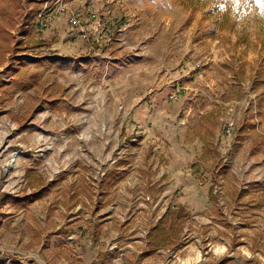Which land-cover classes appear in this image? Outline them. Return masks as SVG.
Returning a JSON list of instances; mask_svg holds the SVG:
<instances>
[{"label":"rangeland","instance_id":"rangeland-1","mask_svg":"<svg viewBox=\"0 0 264 264\" xmlns=\"http://www.w3.org/2000/svg\"><path fill=\"white\" fill-rule=\"evenodd\" d=\"M19 2L9 33L15 42L31 36L47 46L12 53L0 66L6 85L0 90V264H242L249 256L246 264H264L261 232L237 237L217 215L224 225L216 240L209 220L198 214L218 210L212 193L220 180L232 204L249 208L248 219L251 207L262 203L254 191L264 185V144L235 138L245 119L264 129L257 115L264 109L262 35L249 14L213 37L201 12L174 0ZM105 2L111 3L109 24L100 31L99 21L83 12L100 11ZM64 8L83 13L87 39ZM43 11L47 25L39 30ZM123 20L126 27L116 31ZM12 65L37 75L38 84L15 85L16 77L4 72ZM136 138L163 142L165 153L145 147L137 155ZM124 145L130 150H121ZM29 170L41 176V190L27 187ZM96 171L102 172L100 188L88 181L89 188L86 177ZM111 171L114 181L107 178ZM101 188L103 196L96 197ZM145 205L157 208L144 213ZM181 208L188 219L179 242L150 253L147 239L160 217ZM196 221L206 225L199 229ZM64 224L70 230L59 228ZM139 228L148 230L146 243L136 241ZM70 233L84 253L66 247ZM115 244L124 252L121 260L106 257ZM260 250L263 255H255Z\"/></svg>","mask_w":264,"mask_h":264},{"label":"trees","instance_id":"trees-1","mask_svg":"<svg viewBox=\"0 0 264 264\" xmlns=\"http://www.w3.org/2000/svg\"><path fill=\"white\" fill-rule=\"evenodd\" d=\"M178 5L191 12H201L211 26L210 35L215 36L218 32L232 30L236 21L241 16L248 15V22L251 21L258 32L262 35L260 40V62L264 68V6L256 3L247 5L234 6L231 4H223L222 0H174ZM36 12L38 9L35 10ZM12 24L10 19L5 22L0 21V66L6 62L7 56L12 53H20L27 49H39L47 46V42L41 39L27 36L24 41L15 42L14 37L9 33L8 28ZM16 78L14 84H20L26 87H34L38 84L37 75H29L23 65L10 66L4 70ZM3 72V73H4ZM29 84L26 85V82ZM264 84V79H261ZM13 83V82H12ZM6 85L0 84V90L5 89ZM260 118V125L264 128V109L260 108L257 112ZM207 116V115H206ZM207 118V117H206ZM235 138L243 140L246 136L251 138V142L257 148L264 144V129L259 132L255 125L249 119H245L239 128L236 129ZM203 158V155L200 159ZM108 180H116L115 173L111 171ZM25 181L27 187L33 191L42 189V178L33 170L26 171ZM111 183L107 184L110 188ZM240 197V196H239ZM241 198V197H240ZM210 202L212 198L210 197ZM187 217H181L173 220L170 224V214L167 210L159 219L156 226L150 232L147 239V247L150 253L159 249L175 246L183 235V231L187 222Z\"/></svg>","mask_w":264,"mask_h":264},{"label":"built area","instance_id":"built-area-1","mask_svg":"<svg viewBox=\"0 0 264 264\" xmlns=\"http://www.w3.org/2000/svg\"><path fill=\"white\" fill-rule=\"evenodd\" d=\"M47 1V0H46ZM50 1V0H49ZM47 4V2H45ZM110 4L109 2H105L104 7L99 11L98 9L95 8H89L87 7L86 9H84V12L88 18L90 20H98L99 21V29L100 31H104L106 29H108V19H107V15L110 12ZM63 9V8H62ZM68 10L69 15H70V22L71 25L73 27V29L77 30V34L79 37H81L82 39H87L88 35L86 32V29L84 27V18H83V13H81L80 11L77 10H73L70 8H64V10ZM47 11H43L41 13H39L38 18L35 22V27H37L39 30L46 27L47 25V19L45 17ZM127 22L126 20H123L122 23H120L117 27H115L116 31H121L124 27H126ZM27 26V25H25ZM179 92V89H177V92L175 93H171L170 94V99H176L177 98V94ZM226 134L227 135H231V127H227L226 128ZM137 143L138 146L135 150H139L138 154H141L145 147H151L154 148V150H156L159 154H163L165 153V147H164V143L160 142V143H154L152 144L150 140H144V142H142V140L140 139H131V143ZM128 145H124L123 148H121V150H130V148H127ZM157 158V156L151 157V162H154L155 159ZM165 161L167 159H164ZM161 167L165 166L164 162H160ZM156 167V166H155ZM164 169L163 171H161L160 173V177H162L164 174ZM82 175V173H80ZM72 176V180H75L78 177L77 173L71 174ZM102 176V172L100 171H96L95 175L89 180L86 177V185L89 186L88 181H92L90 182L92 185H96V187H99V183H101L102 181L100 180V177ZM131 178H126V182L128 180H130ZM258 182V181H255ZM72 183V182H71ZM137 184V183H136ZM223 180L219 181V184L216 186V188H214L212 196L214 197L215 201H216V205L218 210L214 213L213 211L211 213H199L200 216H205V218H207L209 220V226L212 228V231L215 233V239L217 240V234L220 231H223L222 226L224 225L223 223H219L218 219H217V215H219V217H221L223 220H225V224L229 225V229H231L233 231V234H237L236 236L238 237L239 233L241 232L242 234H250L251 231H259L264 235V185H262V188L259 190H255L254 194H259L258 196H260L259 198L261 199L262 203H260L256 208V210L254 208L251 207V211H252V218L248 219V216L245 214L247 213L248 209L247 206L245 205H234L231 203V200L228 199L227 194L223 191ZM78 184H76L77 186ZM90 188V186H89ZM100 188V187H99ZM92 189V187H91ZM249 191V185H247L245 183V187L243 188V191ZM93 191V190H92ZM104 191L101 188L98 192L95 193L96 197H100L103 196ZM90 195V193H89ZM149 198L150 197H146L145 201L149 202ZM155 207L157 208V206H144V208L142 209L144 213H148L147 211H144L145 209L149 210V209H153L155 210ZM138 208H142V207H138ZM153 212L150 211V215ZM248 219V220H247ZM136 221H137V217H136ZM140 223V222H138ZM143 224L148 230L149 227L151 226L149 222L145 223H141ZM196 224L198 226L199 229L203 228L205 225L201 222L196 221ZM203 224V225H202ZM64 226V227H63ZM63 226H60L59 228L61 230H70V227H68V225L64 224ZM72 227V226H71ZM73 228V227H72ZM77 230H81L83 232V230L86 228L85 225H79V227H77ZM144 230V229H140L138 230V235L142 238H138L136 239L137 242H139L140 244L146 243V238L145 236L148 234V230ZM135 232V231H133ZM249 236V235H248ZM232 237V236H231ZM135 241V242H136ZM241 244H246L249 245V241L247 239H245L244 237L240 238ZM66 247L69 245L70 247L76 245V247L78 249L81 248V244L77 242V240L74 238V236L70 233L68 235H66ZM226 245H228L226 243ZM238 248V247H237ZM112 251H109V254L106 255V257L113 255L116 259L121 260L123 258L124 252H121L118 250V247L115 245H112ZM227 249L223 252H226ZM261 252L258 251V253L256 252L255 255L259 254ZM263 255V252H261ZM226 258H230L231 255L226 254L225 255ZM249 256V255H248ZM72 257L74 258H79L80 256L77 254L76 249L72 250ZM250 258L247 259L245 258L244 263L242 262V264H246V263H250L251 260V256H249ZM262 261H264V258L261 259ZM261 264V263H260Z\"/></svg>","mask_w":264,"mask_h":264},{"label":"crops","instance_id":"crops-1","mask_svg":"<svg viewBox=\"0 0 264 264\" xmlns=\"http://www.w3.org/2000/svg\"><path fill=\"white\" fill-rule=\"evenodd\" d=\"M19 1L20 0H0V16H1L0 21L6 23V21L8 19H10V21L13 20L15 8L17 9L18 5L20 4ZM53 26H56V25H53ZM146 132L148 133L147 128H146ZM184 198L185 197H184V194H183V198L182 199H184ZM171 214H173V215L170 216V224H169V226L172 224L173 220H175V219H178V218H181V217H185L186 214H187V217H188V213H186L182 208L178 209L177 212H174V213H171ZM52 244L54 245V243H52ZM49 246H51V244ZM80 250H81V253L82 252L84 253L83 244H81V249ZM137 254H139V253H136V256H137ZM50 255L52 256V253H50Z\"/></svg>","mask_w":264,"mask_h":264},{"label":"snow or ice","instance_id":"snow-or-ice-1","mask_svg":"<svg viewBox=\"0 0 264 264\" xmlns=\"http://www.w3.org/2000/svg\"><path fill=\"white\" fill-rule=\"evenodd\" d=\"M222 3L223 4H231L234 6L256 3V4H259L261 6H264V0H222Z\"/></svg>","mask_w":264,"mask_h":264},{"label":"bare ground","instance_id":"bare-ground-1","mask_svg":"<svg viewBox=\"0 0 264 264\" xmlns=\"http://www.w3.org/2000/svg\"><path fill=\"white\" fill-rule=\"evenodd\" d=\"M16 156H17V153H15V154L12 156L11 160L13 161V160L15 159Z\"/></svg>","mask_w":264,"mask_h":264}]
</instances>
